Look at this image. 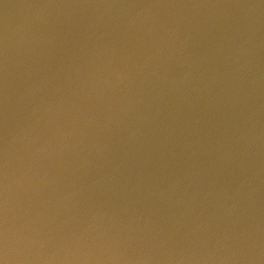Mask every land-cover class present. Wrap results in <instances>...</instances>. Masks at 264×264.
<instances>
[{
  "label": "water",
  "instance_id": "1",
  "mask_svg": "<svg viewBox=\"0 0 264 264\" xmlns=\"http://www.w3.org/2000/svg\"><path fill=\"white\" fill-rule=\"evenodd\" d=\"M0 264H264V0H0Z\"/></svg>",
  "mask_w": 264,
  "mask_h": 264
}]
</instances>
